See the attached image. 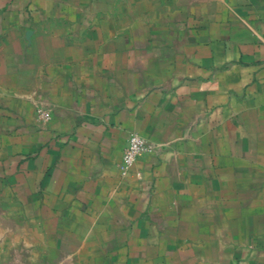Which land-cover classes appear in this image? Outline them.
<instances>
[{
	"label": "crops",
	"instance_id": "obj_1",
	"mask_svg": "<svg viewBox=\"0 0 264 264\" xmlns=\"http://www.w3.org/2000/svg\"><path fill=\"white\" fill-rule=\"evenodd\" d=\"M0 213L52 261L264 264V0H0Z\"/></svg>",
	"mask_w": 264,
	"mask_h": 264
},
{
	"label": "rangeland",
	"instance_id": "obj_2",
	"mask_svg": "<svg viewBox=\"0 0 264 264\" xmlns=\"http://www.w3.org/2000/svg\"><path fill=\"white\" fill-rule=\"evenodd\" d=\"M25 222L24 219L23 223H20L14 213L7 214L6 218H3V214L0 213V264H78L70 260L43 259L42 251L41 253L33 252L32 247L28 245L30 231L26 228ZM18 224H22V230ZM4 240L6 246L3 245ZM55 257H58L57 253Z\"/></svg>",
	"mask_w": 264,
	"mask_h": 264
},
{
	"label": "built area",
	"instance_id": "obj_3",
	"mask_svg": "<svg viewBox=\"0 0 264 264\" xmlns=\"http://www.w3.org/2000/svg\"><path fill=\"white\" fill-rule=\"evenodd\" d=\"M152 152L153 145L151 142L138 133L131 134L123 155V169H129L138 157Z\"/></svg>",
	"mask_w": 264,
	"mask_h": 264
}]
</instances>
